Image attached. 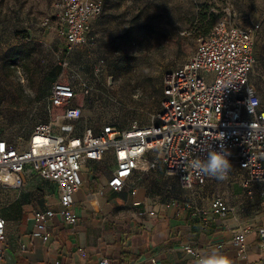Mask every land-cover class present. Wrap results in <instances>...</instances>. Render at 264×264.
Returning <instances> with one entry per match:
<instances>
[{
  "label": "built area",
  "instance_id": "1",
  "mask_svg": "<svg viewBox=\"0 0 264 264\" xmlns=\"http://www.w3.org/2000/svg\"><path fill=\"white\" fill-rule=\"evenodd\" d=\"M51 8L52 15L43 18L41 26L48 28L51 20L55 21L58 34L66 41L67 54L93 40V22L103 13L104 0H54ZM256 26L238 25L230 14L216 18L193 54L178 69L167 73L166 98L147 123L133 121L124 128L113 122L101 123L97 128L87 124L76 132L73 123L83 116L81 100L92 87L86 80L78 86L55 80L41 101L44 120L37 121L25 138L0 139V189H22L32 175L57 188V207L46 205L32 210V236L47 241L57 217L67 225L77 224L73 194L83 185L82 172L87 161L103 162L111 152L114 167L106 187L128 189L134 194L135 180H130L146 155L152 154L155 158L146 171L160 160L167 175L176 177L183 189L192 191L214 178L199 175L186 161L197 155L206 156L203 149L211 143L218 146L221 141L214 140L220 133L224 134L223 143L231 152L233 165L229 178L223 182L239 183L246 189V196L258 193L264 200V101L250 80L256 63ZM93 68L96 74L103 72L104 60L97 59ZM99 193L103 194L104 188ZM191 199L183 200L182 205L196 214L224 216L237 211L223 193L212 197L208 211ZM178 205L177 199L166 204ZM252 228L247 225L231 238L238 254L235 264H248L246 238ZM256 231L264 254V228ZM5 236L6 220L0 203V243ZM223 245L222 242L217 247ZM183 250L200 256L196 247L185 245ZM96 264L112 263L102 257Z\"/></svg>",
  "mask_w": 264,
  "mask_h": 264
},
{
  "label": "rangeland",
  "instance_id": "2",
  "mask_svg": "<svg viewBox=\"0 0 264 264\" xmlns=\"http://www.w3.org/2000/svg\"><path fill=\"white\" fill-rule=\"evenodd\" d=\"M53 1L0 0V138H25L37 121L44 120L41 101L58 78L77 86L86 80L92 87L81 100L83 116L73 123L76 132L87 124L97 128L113 122L124 128L133 121L147 123L158 108L167 73L178 69L206 36L201 25L208 18L196 22L205 7H209L207 17L230 14L238 25H257L250 80L264 101V0H104L103 13L92 28L93 40L67 54L55 21L48 28L41 26L42 19L52 15ZM100 58L105 69L96 74L93 65ZM56 64L62 69L52 77L49 71ZM84 169L83 185L73 194L77 208L87 205L84 192L93 176L90 163ZM164 184L175 189L174 182ZM152 186L164 185L155 180ZM199 188L184 191L191 196L197 192L198 204L206 210L209 202ZM201 189L209 197L213 192L231 193L232 205L238 202L236 193L246 196V189L238 184L217 182ZM39 191L0 189V203L7 192L23 195L25 203L38 199ZM240 207L245 217L264 214L258 193L244 197ZM260 225L264 228V215Z\"/></svg>",
  "mask_w": 264,
  "mask_h": 264
},
{
  "label": "crops",
  "instance_id": "3",
  "mask_svg": "<svg viewBox=\"0 0 264 264\" xmlns=\"http://www.w3.org/2000/svg\"><path fill=\"white\" fill-rule=\"evenodd\" d=\"M154 158L152 154H147L131 178L130 182L135 180L134 194L128 189L116 191L106 187L114 167L111 152L106 154L103 162L87 161L82 174L88 163L93 172L84 192L87 205L83 208L73 206L78 216L74 226L63 223L60 217L55 218L52 235L47 241L31 234L35 223L32 210L46 205L57 207V188L36 175L28 177L23 188L27 192L39 188L38 199L24 203L23 195L19 198V194L14 195L12 192H7L1 199L6 236L0 243V264H54L55 261H60V264H96L102 257L109 258L112 264H193L197 257L185 253V245L196 247L199 255L210 254L215 249L235 264L238 260L237 248L230 241L236 232L247 225L253 227L246 238L247 263L264 264V254L256 231L261 227L264 214L242 215L240 205L246 197L244 194H235L238 200L234 204L237 207L235 213L224 216L196 214L191 208H185L182 201L192 198L198 204L199 196H195L198 193L195 192L193 196L186 193L176 177L165 173L160 160L146 171ZM155 180L164 186L153 187ZM166 181L174 182L175 189L164 184ZM217 182L223 181L209 179L204 185L198 186L209 202L206 211L210 209L212 197L219 192H213L209 197L201 187ZM102 188L104 193L100 194ZM223 194L229 202L231 193ZM173 199H177L179 205L167 207L166 204ZM222 242L223 247L218 248L217 244ZM22 245H25V249H22Z\"/></svg>",
  "mask_w": 264,
  "mask_h": 264
},
{
  "label": "clouds",
  "instance_id": "4",
  "mask_svg": "<svg viewBox=\"0 0 264 264\" xmlns=\"http://www.w3.org/2000/svg\"><path fill=\"white\" fill-rule=\"evenodd\" d=\"M225 137L223 133L217 134L214 141H221L218 146L208 144L203 151L206 156L197 155L186 161L188 167L196 173L209 178H214L220 181L227 180L232 171V163L229 159L231 156L230 150L223 143ZM193 264H232L231 259L213 249L210 254H202L194 260Z\"/></svg>",
  "mask_w": 264,
  "mask_h": 264
},
{
  "label": "trees",
  "instance_id": "5",
  "mask_svg": "<svg viewBox=\"0 0 264 264\" xmlns=\"http://www.w3.org/2000/svg\"><path fill=\"white\" fill-rule=\"evenodd\" d=\"M208 8L209 7H205L204 9H203V11H200V16H198V18H197V23L198 24H202L203 23V21L206 19V18H208V20H207V22H206V25L205 26H203L202 27V25H201V28H202V33L203 34H207L210 30H211V28H212V26H213V23H214V21H215V19L216 18H218V16L215 18V15L213 14V13H209V17H207L208 15ZM220 17V16H219ZM61 69H62V66L60 65V64H56V65H54L51 69H50V71H49V74L52 76V77H56V76H58V74L61 72ZM250 75H251V73H250ZM57 80V79H56ZM55 81V80H54ZM53 81V82H54ZM52 82V83H53ZM52 83H51V85H52ZM51 85H50V87H51ZM48 92H49V90H48ZM48 92H47V94H48ZM166 98V93H165V89H164V87H163V95H162V98L161 99H159V100H157L156 101V104H158V108H157V110L156 111H160V107H161V102L164 100ZM117 125V124H116ZM118 126V125H117ZM77 132H80V130L79 131H77ZM0 139H3V138H0ZM124 254V253H123Z\"/></svg>",
  "mask_w": 264,
  "mask_h": 264
}]
</instances>
